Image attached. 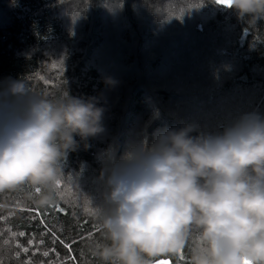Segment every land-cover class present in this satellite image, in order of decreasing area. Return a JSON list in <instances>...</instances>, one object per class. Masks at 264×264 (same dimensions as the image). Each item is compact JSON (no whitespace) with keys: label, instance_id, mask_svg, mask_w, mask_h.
Here are the masks:
<instances>
[{"label":"trees","instance_id":"1","mask_svg":"<svg viewBox=\"0 0 264 264\" xmlns=\"http://www.w3.org/2000/svg\"><path fill=\"white\" fill-rule=\"evenodd\" d=\"M63 3L73 18L81 15L75 24ZM101 3L0 0V79L25 76L35 91L57 96L66 89L72 96L102 95L106 107L105 133L90 138L87 150L69 154L53 206H36L39 192L30 185L0 192L3 264H98L88 247L103 239L95 212L97 157L110 144L119 154L141 129L150 137L158 127L175 126L178 116L197 117L211 128L240 111L264 114V22L249 28L215 7V0H124L115 13ZM149 9L176 19L160 25ZM102 75L121 83L106 88ZM154 109L160 115L153 120ZM57 205L65 211L58 212ZM195 243L177 257L160 256L151 264L158 259L189 264ZM23 247L29 251H20Z\"/></svg>","mask_w":264,"mask_h":264},{"label":"clouds","instance_id":"2","mask_svg":"<svg viewBox=\"0 0 264 264\" xmlns=\"http://www.w3.org/2000/svg\"><path fill=\"white\" fill-rule=\"evenodd\" d=\"M63 4L75 24L81 15L73 18ZM213 5L249 28L264 22V0ZM101 6L115 13L124 0ZM149 10L160 25L176 19ZM101 82L109 89L121 83L111 75ZM102 100L67 89L58 96L37 92L25 76L0 79V192L30 185L39 189L36 206H53L69 154L87 150L89 139L106 131ZM159 115L154 109L151 119ZM97 160L103 239L88 253L98 264H151L179 256L194 239L189 264H264V114L240 111L211 128L178 116L175 126L150 137L141 129L119 154L110 144Z\"/></svg>","mask_w":264,"mask_h":264},{"label":"snow or ice","instance_id":"3","mask_svg":"<svg viewBox=\"0 0 264 264\" xmlns=\"http://www.w3.org/2000/svg\"><path fill=\"white\" fill-rule=\"evenodd\" d=\"M216 2L217 3H222V0H216ZM59 187H60V185L58 184L57 188L59 189ZM36 191L39 192V189L37 188ZM56 210L58 212H64L65 211V209L63 207H60L59 205L56 206ZM36 215L39 216V215H41V213L38 210H36ZM41 223L43 224L44 221L41 220ZM12 235L15 236L16 234H12ZM18 235L22 237V236L25 235V233L24 232H20V233H18ZM53 236H54L55 239H59V237H57L55 233H53ZM59 242L61 244H63L64 247L69 250V252H71L72 246L70 244L65 243L63 240H60ZM4 243L7 244L8 241H4ZM33 243L34 242L32 240L28 241L29 245H32ZM40 243H43V241H40ZM17 247L20 248L19 245H17ZM20 251L27 253L29 251V248L28 247H23V248L20 249ZM53 251H54V249H53ZM16 255H17V257H19V252H17ZM43 255L45 257H47V256H49V252L48 251H44ZM70 259H74V258H70ZM181 259H183V257H181ZM0 264H3V262L0 261ZM25 264H32V262L31 261H27V262H25ZM154 264H173V262L171 260H169V259H158V260H156L154 262ZM245 264H248V262H245Z\"/></svg>","mask_w":264,"mask_h":264}]
</instances>
